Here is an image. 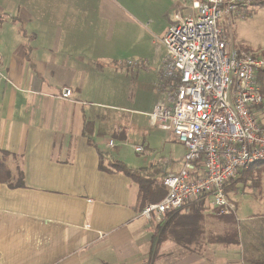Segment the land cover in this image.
I'll list each match as a JSON object with an SVG mask.
<instances>
[{
	"label": "crops",
	"instance_id": "1",
	"mask_svg": "<svg viewBox=\"0 0 264 264\" xmlns=\"http://www.w3.org/2000/svg\"><path fill=\"white\" fill-rule=\"evenodd\" d=\"M181 4L0 0V150L24 182L19 188L0 182V264H147L161 226L165 241L154 264L264 258V226L254 224L264 216H220L205 196L168 212L161 225L144 222L138 220L139 186L111 168L116 161L144 172L153 168L155 175L145 178L155 179L159 190L179 169L165 171L159 160L147 167L127 148L151 153L152 142L161 139L166 153L176 145L170 161H184V146L149 117L167 95L159 75L166 56L161 40ZM251 8L234 21L264 15L263 7ZM64 88L73 90L74 100L61 98ZM145 125L169 131L168 140L155 133L147 144L132 145Z\"/></svg>",
	"mask_w": 264,
	"mask_h": 264
},
{
	"label": "built area",
	"instance_id": "2",
	"mask_svg": "<svg viewBox=\"0 0 264 264\" xmlns=\"http://www.w3.org/2000/svg\"><path fill=\"white\" fill-rule=\"evenodd\" d=\"M254 1L179 0L189 14L179 8L161 40L166 56L159 75L168 91L149 117L184 146V165L160 181L162 200L146 205L138 220L161 225L168 212L205 196L212 198L218 215L230 216L236 210L226 186L250 166L264 163L258 110L264 98L256 83L264 58L233 47L221 24L224 17L229 23L245 18ZM61 98L74 100L73 90L64 88Z\"/></svg>",
	"mask_w": 264,
	"mask_h": 264
},
{
	"label": "rangeland",
	"instance_id": "3",
	"mask_svg": "<svg viewBox=\"0 0 264 264\" xmlns=\"http://www.w3.org/2000/svg\"><path fill=\"white\" fill-rule=\"evenodd\" d=\"M260 7L264 8V4H261L257 1V3L252 5L251 11L257 10ZM231 21L229 23L228 18L224 17V19L221 21V24L228 33L230 39L235 41L234 47L240 51L253 52L257 56L264 58V15H262L261 18L254 19L253 21H247V19ZM259 121L262 125H264V113L259 114ZM155 133H160L162 137L166 136V140H168L167 134H169V131H166L162 127L149 126V128H147L145 125L143 128V134L139 135L134 141L131 142V144H147L145 139L149 140L150 135L156 136L154 135ZM151 145V147L154 148V151H151V153L143 152L136 154L133 151V147L127 148V153L132 155L134 158L143 159V163L147 167L150 166V163L159 160L165 165V171H176L178 169L180 171L183 168L184 161L181 162L179 159H177L175 162H173L169 160L172 148L173 151L176 149L175 144H172V146L168 148L167 153L163 150L164 145L162 144L161 139L158 141H153ZM122 148L123 146L119 148V152ZM176 158H179V156ZM259 166L261 165H258L257 167H251V170L254 172L252 177H249L243 181H239L228 189L229 197L236 210L233 215L236 216L238 211V216L241 220H245L251 215H259L261 218L264 216V173L260 175L256 172ZM238 180L239 178L235 180V182ZM260 222H254V224L261 225L263 227L264 221ZM239 227L242 230L245 228V223L242 222Z\"/></svg>",
	"mask_w": 264,
	"mask_h": 264
},
{
	"label": "trees",
	"instance_id": "4",
	"mask_svg": "<svg viewBox=\"0 0 264 264\" xmlns=\"http://www.w3.org/2000/svg\"><path fill=\"white\" fill-rule=\"evenodd\" d=\"M257 1L261 4H264V1H259V0H255L253 4L257 3ZM252 5L250 6V8L252 7ZM256 83L259 86L261 90V94L264 98V68L256 76ZM258 110L260 113H264V106L260 107ZM7 158H8V154L0 150V182L7 184L11 188L24 187L23 174L20 171L17 174H13L11 170L8 168V166L6 165ZM258 165H261V166L257 168L256 172L260 175L263 174L264 173V163H256L250 166L248 169L242 171L236 179L232 180L226 186V193L229 195L228 189L234 186L237 182L243 181V180L248 179L249 177H252L254 175V172L251 170V167H254V166L257 167ZM100 168L103 171L106 170L102 164L100 165ZM111 168L113 170L120 171L124 173L126 176L132 178L133 181L139 186L140 200H141L140 212H142L143 209L146 207V205H148L149 203H155V202L160 201V193L156 186L155 179L145 178L146 175L147 176L155 175L153 172V168L147 169V172H144L141 170H134V169L127 167L125 164L119 161H116L115 163H113L111 165ZM108 171H111V170H108ZM238 178L239 180L235 182V180H237ZM164 231H165L164 226H161L159 228V232L157 234H154L152 238L151 251H150L149 260L147 264H154L155 259L158 257L160 247L165 241ZM254 264H264V258L257 260L256 262H254Z\"/></svg>",
	"mask_w": 264,
	"mask_h": 264
}]
</instances>
